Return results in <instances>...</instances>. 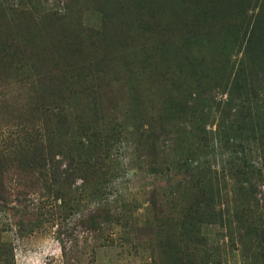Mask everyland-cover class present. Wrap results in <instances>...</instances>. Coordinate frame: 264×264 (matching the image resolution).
Returning a JSON list of instances; mask_svg holds the SVG:
<instances>
[{"label": "trees", "instance_id": "16d2710c", "mask_svg": "<svg viewBox=\"0 0 264 264\" xmlns=\"http://www.w3.org/2000/svg\"><path fill=\"white\" fill-rule=\"evenodd\" d=\"M47 1L0 0V209L9 211L5 181L60 191L105 170L118 141L114 83L126 66L124 118L151 114L136 131L152 172L164 163L184 173L171 211L156 196L147 207L164 219L169 264H221L234 237L249 262L264 264V0ZM89 3L99 25L85 23ZM86 40L97 56L86 55ZM227 47L236 49L230 62ZM110 212L91 213L90 229L118 219ZM212 224L229 244L208 246L201 229Z\"/></svg>", "mask_w": 264, "mask_h": 264}, {"label": "rangeland", "instance_id": "374dc122", "mask_svg": "<svg viewBox=\"0 0 264 264\" xmlns=\"http://www.w3.org/2000/svg\"><path fill=\"white\" fill-rule=\"evenodd\" d=\"M49 3L47 1L45 6L48 7ZM95 6L94 3L86 4L84 11L85 23L91 26L100 24L101 13L95 10L98 9ZM37 11L41 13L38 5L35 13ZM99 51L91 41L84 42V52L89 58L97 56ZM235 51V48L230 51L227 47L226 50L223 49L225 54L222 56L228 53L229 62L230 59L233 61ZM120 68L124 72L120 73L119 79L114 83L117 95L113 99L118 98L115 110L117 122L114 124L117 133L115 138L118 137V141L111 151L115 155L110 152V163L105 164L106 172L92 174L88 183L82 182L78 177H71L69 185L63 186L60 191L56 190L57 185L45 192L19 187L13 180L9 183L5 181L4 193L8 197V203L4 206L9 211L0 209V264L170 263L171 250L165 249L169 243L167 235L163 233L164 219L160 216L155 218L153 211L147 207L156 196L162 198V212L165 214L171 211L168 199L177 189L178 182L184 178V173L176 168L167 169L164 163L156 173L152 172L146 148L138 141L136 131V126L146 125L151 114L144 112L139 115V112L130 110L128 119L124 118L129 114L125 95L130 94V91L124 86H118L125 82V69H128L121 65ZM11 95L14 97L13 93ZM104 98L108 101L106 96ZM24 107L25 105L20 106V116L25 113L22 112ZM40 120L37 127H41ZM105 123L108 124V119ZM208 124L207 128L214 129V124ZM185 148L187 149L184 150H189L188 147ZM256 159L254 156L253 160ZM65 163H59L60 168H64ZM259 183L257 196L260 197L261 205L258 213L264 218V184ZM226 186L230 188L232 180H226ZM18 191L19 194H16ZM23 191L27 194L22 193ZM159 194L163 196L158 197ZM21 195L26 201L22 206L16 204ZM31 203L39 207L35 212L24 216L23 209L25 206L32 207ZM103 207H109L110 214L117 215L118 219L109 216L102 220L100 218L97 220L101 222L98 229L92 231L90 228L93 224L87 218ZM221 230L225 232L224 228L220 229L216 224L202 227L201 233L208 237V246L213 241L221 245L229 244V238L221 236ZM234 242L236 245L231 254L222 252L221 264H253L249 262L252 260L251 255L241 253L238 237H234Z\"/></svg>", "mask_w": 264, "mask_h": 264}]
</instances>
